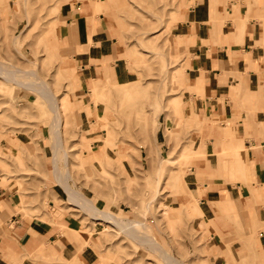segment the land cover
<instances>
[{
	"label": "crops",
	"instance_id": "1",
	"mask_svg": "<svg viewBox=\"0 0 264 264\" xmlns=\"http://www.w3.org/2000/svg\"><path fill=\"white\" fill-rule=\"evenodd\" d=\"M114 1L60 0L56 17L51 16L58 27V45L68 54L67 65L76 68L70 84L79 82L75 94L83 105L81 92L94 77L108 71L124 82L133 76L124 60L119 40L122 22ZM6 14L9 17L7 2ZM168 29L181 51L177 76L181 88L174 95L175 109L184 123H191L190 137L177 151L186 146L193 151L186 159L184 200H190L191 207L196 206L192 199L197 202L196 215L173 216L190 217L197 234H207L208 242L214 240L209 245L217 251L211 252L214 263L226 260L221 252L226 247L223 237L229 239L235 257L234 243L239 241V249L241 240H250L255 230L260 264H264V0H175ZM47 34L48 46L53 47V28ZM56 99L61 116L59 106L68 105V98L62 103ZM33 102L43 104L38 98ZM49 103L51 120L48 127L38 126L37 135L0 134V264H131L121 253L120 261L111 258L117 250L100 233L108 221L69 199L66 186L56 180L53 159L61 153V134L58 148L52 146L53 155L45 139L49 131L54 141V108ZM89 109L93 113L94 105ZM72 111L74 106L68 108ZM80 112L81 126L88 134L95 119L88 118L85 108ZM156 140L160 144L155 151L162 153L167 145L163 125L156 130ZM26 143H33L37 165L30 161L33 152L22 151ZM15 157L26 160L31 171H20ZM70 183L98 207L111 208L101 196ZM164 199L167 205L180 206L177 194ZM26 206L37 211L29 215L23 210ZM143 222L151 228L155 225L153 218ZM161 235L163 240V231Z\"/></svg>",
	"mask_w": 264,
	"mask_h": 264
},
{
	"label": "rangeland",
	"instance_id": "2",
	"mask_svg": "<svg viewBox=\"0 0 264 264\" xmlns=\"http://www.w3.org/2000/svg\"><path fill=\"white\" fill-rule=\"evenodd\" d=\"M114 2L113 8L120 14L122 22L119 40L124 60L133 76L124 82L116 81L108 71L94 77L81 92L83 105L75 94L79 82L70 84L72 76L77 74L76 68L67 65L68 54L59 47L58 27L54 19L51 20L52 15L56 17L60 0H0V64L12 70L19 68L21 79L46 82L60 103L64 97L68 98V105L59 106L63 129L61 153L56 158L61 174H55L53 169L56 180L65 181L62 184L72 191L82 193L70 182L101 196L105 203L112 204L110 209H102L115 216L139 220L136 231L125 232L101 216L109 224L104 222L105 229L100 233L110 241L108 245L117 250L110 253L114 260L120 261L118 253H121V257L132 260L131 264H165L158 251L140 237L149 234L177 259L178 262L173 264H260L255 230L250 240H241L239 249V241L234 243L235 257L229 251V239L223 237L226 247L221 252L226 260L214 263L211 252L217 251L209 247L214 240L208 242L207 234H197L190 225V217L173 216L196 215L197 207L196 198L192 199L196 204L192 207L190 200H184V193L188 191L184 178L189 170L186 159L193 151H188L186 146L177 154L190 137L191 123H184L175 109L174 95L181 88V80L177 77L181 69V51L174 46L168 29L175 0ZM51 28L53 47L48 46L47 33ZM29 70L35 71V77L30 73L25 75ZM5 72L6 69L0 72V134L25 131L37 135L38 126L46 124L48 127L51 120L49 102L38 90L4 79ZM98 78L105 80L95 83ZM35 98L43 104H35ZM90 104L95 107L93 113ZM71 106L74 111L69 113ZM82 108L86 109L88 118L95 119L88 134L81 126ZM159 125H163L167 140L162 153L155 151L160 144L156 140ZM49 135L48 131L45 139L48 138L53 152ZM87 135L90 138L85 143L83 140ZM33 146V143L23 144L24 149L20 152L30 154L35 151ZM163 155L165 157H161ZM30 157L31 163L37 165L35 152ZM15 158V166L20 167V171H31L26 160ZM171 194L180 196L179 207L167 205L164 198L168 199ZM84 197L94 203L93 198ZM172 209L177 214L172 213ZM23 210L29 215L37 211L27 206ZM152 218L155 220L153 228L143 222Z\"/></svg>",
	"mask_w": 264,
	"mask_h": 264
},
{
	"label": "bare ground",
	"instance_id": "3",
	"mask_svg": "<svg viewBox=\"0 0 264 264\" xmlns=\"http://www.w3.org/2000/svg\"><path fill=\"white\" fill-rule=\"evenodd\" d=\"M2 69H6V72L3 75L6 80H10V81L12 80L13 82L17 83L18 85L19 84L25 85V87L26 86L30 87V88L34 89L35 91L38 90L44 95L45 98H47L49 100V102L52 103V109L54 108V115L52 117L53 122L51 123L52 124L51 132L53 134L52 138H54V141H52L53 142L52 146L55 149H57L59 146L58 143L60 141L58 143L56 141H58L59 136L61 134V131L63 129V123H61V120H60L61 119L60 113L56 110V107H57L56 104L58 101L55 98V95H53V96L51 95V93L53 94V92L49 91V89H47L49 85L46 82L38 80V79H36V80L21 79L22 71L19 70V68L12 70V68L4 67L3 65L0 64V72L2 71ZM28 73H30L32 75V77H35V76H33V75H35V71L29 70V72H25V75H27ZM41 93H40V95H42ZM55 149H54L53 155L55 153ZM55 159L56 158H54V161H55ZM55 162L53 163L54 164V172H55V174L60 173ZM63 182H65V181H62V183ZM67 190H68V192H70V199L72 201L76 202L77 204H79L80 207L87 210L90 214L102 216L106 220L108 219V220L116 223L120 227V229L125 231V232L137 230V228H135L136 227L135 225L140 224L139 220L115 216L111 212L103 210L102 208L96 206L94 203L90 202L89 199H87L86 197H84V195H82V193H80L76 190L72 191L71 188H69ZM140 237L142 239H145L146 242L150 245V247L152 249L158 251L160 256H162L165 264H173L174 262H178L177 259L174 256H172L166 249H164L162 247V245L153 236H151L149 234H145V235L140 236ZM179 264H181V263H179Z\"/></svg>",
	"mask_w": 264,
	"mask_h": 264
}]
</instances>
